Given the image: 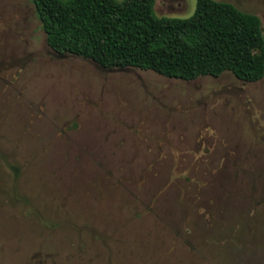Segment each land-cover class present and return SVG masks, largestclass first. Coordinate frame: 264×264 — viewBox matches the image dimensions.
Instances as JSON below:
<instances>
[{"label":"rangeland","instance_id":"374dc122","mask_svg":"<svg viewBox=\"0 0 264 264\" xmlns=\"http://www.w3.org/2000/svg\"><path fill=\"white\" fill-rule=\"evenodd\" d=\"M0 264H264V77L102 69L0 0Z\"/></svg>","mask_w":264,"mask_h":264},{"label":"trees","instance_id":"16d2710c","mask_svg":"<svg viewBox=\"0 0 264 264\" xmlns=\"http://www.w3.org/2000/svg\"><path fill=\"white\" fill-rule=\"evenodd\" d=\"M32 2L48 47L60 56L183 81L225 72L246 83L264 77L261 21L227 2L196 0L184 19L157 16L155 0Z\"/></svg>","mask_w":264,"mask_h":264}]
</instances>
